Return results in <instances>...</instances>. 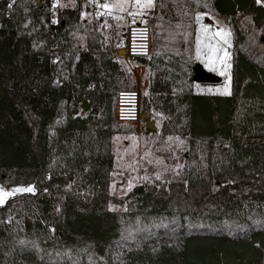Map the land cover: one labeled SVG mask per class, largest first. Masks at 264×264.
<instances>
[{
	"label": "trees",
	"instance_id": "1",
	"mask_svg": "<svg viewBox=\"0 0 264 264\" xmlns=\"http://www.w3.org/2000/svg\"><path fill=\"white\" fill-rule=\"evenodd\" d=\"M166 1L164 16L209 12L239 38L232 93L193 92L183 52L135 58L189 148L179 179L137 185L116 210L113 107L131 74L79 3L50 23L46 2L0 0V185L34 187L0 205V264H264V62L240 44V19L264 31V0ZM75 33L95 38L81 49Z\"/></svg>",
	"mask_w": 264,
	"mask_h": 264
},
{
	"label": "rangeland",
	"instance_id": "2",
	"mask_svg": "<svg viewBox=\"0 0 264 264\" xmlns=\"http://www.w3.org/2000/svg\"><path fill=\"white\" fill-rule=\"evenodd\" d=\"M166 2L153 0L152 8H142L140 4L146 3V0H139V3L137 0H59L57 11L80 4V20L93 25L96 32L94 36L104 47L112 46L109 54L131 74L129 89H139L142 98H148L147 68L135 59L125 57L123 49L119 51L123 48L124 30L130 19L150 27L152 52H183L191 56L192 65L200 63L207 71L222 79L219 83L191 82L190 88L193 92L231 95L233 52L239 38L235 40L229 26L212 17L209 12L195 13L192 22L189 21L188 13L176 7H173V12L178 16L176 20L164 16L162 9ZM105 4L109 7H103ZM121 4L123 10L119 7ZM207 20L212 24L200 25ZM240 20L242 49L255 60L264 62V31L254 27L250 20ZM217 32L220 35H216ZM74 36L81 49L85 48L88 40L95 38L85 33H75ZM225 52L228 53L227 57H224ZM192 76L193 72L189 78ZM217 89L220 91H216ZM225 90L229 94H223ZM147 105V117L139 125L118 123L122 130L112 136L113 169L109 183V194L113 200L110 203L111 209H127L128 201L125 197L137 185L175 180L181 176L184 157L189 148L187 136L175 129L174 118L164 113L159 104L148 98ZM84 112L81 109L80 114ZM147 120L154 122L155 131L146 130ZM28 187L34 189L32 184L8 187L0 185V198L3 200L0 205L9 197L23 193L15 192L14 195L4 196L5 192L11 193L15 189Z\"/></svg>",
	"mask_w": 264,
	"mask_h": 264
},
{
	"label": "built area",
	"instance_id": "3",
	"mask_svg": "<svg viewBox=\"0 0 264 264\" xmlns=\"http://www.w3.org/2000/svg\"><path fill=\"white\" fill-rule=\"evenodd\" d=\"M43 2L47 4L50 23H54L58 12L59 0H34L33 4L36 6ZM206 23H211V21H202L200 25L204 26ZM123 49L124 56L130 59L150 57L152 53L150 27L144 23L130 19L124 30ZM142 113V96L139 89H122L121 91H117L113 108L115 121L139 125L143 121Z\"/></svg>",
	"mask_w": 264,
	"mask_h": 264
},
{
	"label": "water",
	"instance_id": "4",
	"mask_svg": "<svg viewBox=\"0 0 264 264\" xmlns=\"http://www.w3.org/2000/svg\"><path fill=\"white\" fill-rule=\"evenodd\" d=\"M122 49L123 48H121L119 51H122ZM192 71L193 76L191 77V79L196 83H219L222 80L220 76L207 71L200 63H195L192 67ZM80 107L82 110L88 111V109L90 108V104L87 100H83L80 104ZM142 116H144L143 118H146L147 113L143 112ZM146 128L151 131L156 130L154 122L149 120L146 121Z\"/></svg>",
	"mask_w": 264,
	"mask_h": 264
},
{
	"label": "snow or ice",
	"instance_id": "5",
	"mask_svg": "<svg viewBox=\"0 0 264 264\" xmlns=\"http://www.w3.org/2000/svg\"><path fill=\"white\" fill-rule=\"evenodd\" d=\"M258 2H259V0H258ZM137 3H139V0H137ZM11 4L9 5V8H11ZM154 6V4H153V0H146V3H143V4H140V7H142V8H144V7H147V8H152ZM103 7H105V8H107V7H109L107 4H105V5H103ZM119 7H121V10H123V5L121 4V5H119ZM101 15H103V14H101ZM216 35H220V33L219 32H217L216 33ZM225 43H227V41H225ZM228 56V53L227 52H225L224 53V57H227ZM223 57L221 58V60L223 61ZM224 73H221V75H223ZM209 91H211V89L209 90ZM216 91H220L219 89H217ZM223 94H229L228 92H227V90H225V92L223 93ZM34 191V189L32 188V187H28V188H18V189H15L13 192H11V193H9V192H5L3 195L4 196H10V195H14L15 194V192H33ZM3 202V200H2V198H0V203H2Z\"/></svg>",
	"mask_w": 264,
	"mask_h": 264
},
{
	"label": "crops",
	"instance_id": "6",
	"mask_svg": "<svg viewBox=\"0 0 264 264\" xmlns=\"http://www.w3.org/2000/svg\"><path fill=\"white\" fill-rule=\"evenodd\" d=\"M260 1V0H259ZM212 17H214V18H216V19H220V18H218V17H216V16H212ZM221 20V19H220ZM118 53H119V51H118Z\"/></svg>",
	"mask_w": 264,
	"mask_h": 264
},
{
	"label": "bare ground",
	"instance_id": "7",
	"mask_svg": "<svg viewBox=\"0 0 264 264\" xmlns=\"http://www.w3.org/2000/svg\"><path fill=\"white\" fill-rule=\"evenodd\" d=\"M124 124H127V123H124Z\"/></svg>",
	"mask_w": 264,
	"mask_h": 264
}]
</instances>
